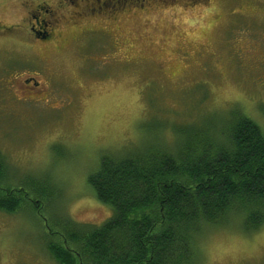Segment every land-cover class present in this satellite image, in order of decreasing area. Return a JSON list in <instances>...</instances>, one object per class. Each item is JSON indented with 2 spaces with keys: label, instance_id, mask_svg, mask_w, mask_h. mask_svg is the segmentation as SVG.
<instances>
[{
  "label": "rangeland",
  "instance_id": "obj_1",
  "mask_svg": "<svg viewBox=\"0 0 264 264\" xmlns=\"http://www.w3.org/2000/svg\"><path fill=\"white\" fill-rule=\"evenodd\" d=\"M77 1L0 0V184L34 182L47 215L102 225L114 211L89 176L104 156L154 136L170 147L179 126L222 127L235 108L264 130V0H170L116 21ZM39 3L56 28L46 42L20 26ZM32 74L40 88L23 82ZM241 218L203 225L193 264H264V225L247 232ZM46 230L33 208L0 210V264H60Z\"/></svg>",
  "mask_w": 264,
  "mask_h": 264
},
{
  "label": "trees",
  "instance_id": "obj_2",
  "mask_svg": "<svg viewBox=\"0 0 264 264\" xmlns=\"http://www.w3.org/2000/svg\"><path fill=\"white\" fill-rule=\"evenodd\" d=\"M235 110L222 127L213 120L179 126L170 147L154 136L125 159L104 156L89 176L114 211L102 225L47 215L34 182L0 184V210L33 208L60 264H193L203 225L236 217L247 232L264 225V130ZM1 157L0 183L8 177Z\"/></svg>",
  "mask_w": 264,
  "mask_h": 264
},
{
  "label": "flooded vegetation",
  "instance_id": "obj_3",
  "mask_svg": "<svg viewBox=\"0 0 264 264\" xmlns=\"http://www.w3.org/2000/svg\"><path fill=\"white\" fill-rule=\"evenodd\" d=\"M199 0H191L188 4L194 5ZM73 5L77 4V0H71ZM170 0H92L90 5L85 4L86 8H91L93 10V14L100 13L101 16L110 18L112 17L113 20H118L120 14L122 12H138L139 9H147L149 5L155 7V6H164L168 5ZM173 4V3H171ZM44 3H39L35 5V12L31 10H27L26 17L21 21L20 26L22 29L26 32H28L29 36L33 35V39L35 41H42L46 42L51 40L52 34L55 32L54 29V19H52L50 16V20H48L46 17H43V10ZM46 13V12H45ZM49 15V14H48ZM63 15V14H61ZM63 17H65L63 15ZM117 25V24H116ZM0 27L1 20H0ZM15 27V26H14ZM5 32L9 30V26L5 27ZM29 28V31L27 30ZM2 28H0L1 30ZM95 31L96 29H92ZM103 30V29H102ZM101 31V29H99ZM10 32V31H9ZM108 36H112V34L107 33L105 30H103ZM4 33V32H3ZM5 34V33H4ZM3 34V35H4ZM56 33L54 34V36ZM14 75V74H13ZM14 77V76H12ZM10 82V80H9ZM23 82L30 86V88H40L41 82L38 80V77L34 74L30 76L23 77Z\"/></svg>",
  "mask_w": 264,
  "mask_h": 264
}]
</instances>
